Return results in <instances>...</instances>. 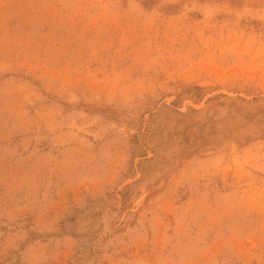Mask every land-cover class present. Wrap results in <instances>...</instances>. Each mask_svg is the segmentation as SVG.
Wrapping results in <instances>:
<instances>
[{
    "label": "rangeland",
    "instance_id": "obj_1",
    "mask_svg": "<svg viewBox=\"0 0 264 264\" xmlns=\"http://www.w3.org/2000/svg\"><path fill=\"white\" fill-rule=\"evenodd\" d=\"M0 264H264V0H0Z\"/></svg>",
    "mask_w": 264,
    "mask_h": 264
}]
</instances>
